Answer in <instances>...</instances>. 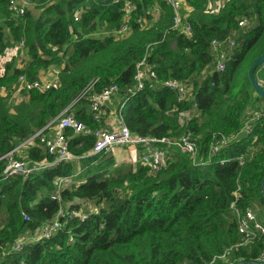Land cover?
I'll use <instances>...</instances> for the list:
<instances>
[{
    "label": "trees",
    "instance_id": "obj_1",
    "mask_svg": "<svg viewBox=\"0 0 264 264\" xmlns=\"http://www.w3.org/2000/svg\"><path fill=\"white\" fill-rule=\"evenodd\" d=\"M9 1L0 0V57L22 42L27 60L22 67L14 60L0 63V89H10L22 74L33 81L46 80L50 67L58 72L46 91L20 90L26 98L12 107L0 94V157L63 112L91 129H107L102 123L111 105L96 121L87 99L72 103L93 81L89 94L118 86L115 113L131 134L169 141L189 134L196 154L160 142L166 165L153 172L140 163L143 149L138 146L132 145L136 149L127 163L111 152L90 155L96 139L84 132L64 131L75 156L71 160H55L42 146L25 145L28 160L55 162L23 178L8 175L0 160V264L256 262L264 254V236L243 244L238 215L249 208L264 221V118L251 122L249 134L241 131L247 116L264 111L247 76L264 50V0H224L216 12L206 8L208 0H181L179 28H173V10L163 0H33L41 8L37 16L26 9L11 15ZM154 6L158 17L145 28L137 20L152 18ZM126 11V37L96 35L100 28H118ZM214 39L235 42L223 48L221 72L214 68ZM253 73L264 88V64ZM168 79L188 85L190 93L178 99L164 86ZM222 138L228 142L211 154ZM59 177L66 178L65 186L59 199H51ZM84 203L95 205L97 212L83 220L66 218ZM59 210L65 216H58ZM55 220L57 230L35 239L42 226ZM20 238L21 250H14Z\"/></svg>",
    "mask_w": 264,
    "mask_h": 264
},
{
    "label": "built area",
    "instance_id": "obj_2",
    "mask_svg": "<svg viewBox=\"0 0 264 264\" xmlns=\"http://www.w3.org/2000/svg\"><path fill=\"white\" fill-rule=\"evenodd\" d=\"M166 4H168L173 10V28L181 27V15L179 10L181 8L180 2L181 0H163ZM25 1L24 0H10L9 1V10L10 14L13 16L22 15L25 9ZM184 5V4H183ZM134 6L130 7L133 9ZM152 18H148L146 21H141V18H138V22L142 24L145 28L153 24L158 17L159 8L154 6L152 9ZM74 20H77V15L74 17ZM245 21H240L239 25H243ZM190 25L186 24L183 26V33L185 36H189L190 34ZM130 32V28L127 22H122L118 28L112 29L106 35H113V37H122L128 35ZM235 42L232 39H225V40H212L211 41V48L212 51L215 53V70L216 71H223L225 69V61L226 56L223 52V48L226 46L233 47ZM18 48H23V43H18ZM143 65V60L137 66V74L135 76V80L137 81V88L142 85V76L143 70L140 66ZM149 76L150 78L154 79L156 77L154 71L149 69ZM50 77V78H49ZM56 83V77L51 73H47L46 80H33L27 81L25 75L22 74L18 77L17 85H19V91L25 90L26 92L35 89L38 91H46L48 90L53 84ZM94 84L90 82L88 85L78 96H76L72 103L78 101L81 98H85L88 101L89 110L92 111V115L94 120L100 121V111L104 106H107L111 103V101L115 98L116 94L118 93V86L116 84H111L108 87L102 89L100 92L88 93L90 87ZM169 90L174 91L178 95V99H182L187 94L190 93V87L185 85L184 83L176 80V79H168L164 83ZM88 93V94H87ZM123 107V105H122ZM60 116V115H59ZM259 118H264V111L260 108L256 111H253L249 116L246 117L242 132L245 134H249L252 131L251 122L257 120ZM117 125L114 126L112 129H104V128H96L91 129L88 126L79 123L73 115L69 113L63 112L60 117L55 120L49 122L43 129H51L50 134H44L42 132L43 129L36 132L34 135L29 137L27 140L22 142L20 145L14 147L13 149L9 150L3 156L0 157V160H5L6 162V169L5 172L8 175H16L21 176L23 178L28 177L33 172L42 170L45 167L52 165L53 162H33L28 160L25 156L24 158H19L16 154V151L25 145H40L45 150L51 154L55 160H71L75 158L74 155L69 151V140L65 136L64 131L69 129L72 131L73 134L78 133H86L92 134L96 141L92 147L90 155L97 154L100 152H109L113 147H123V146H138L143 149V152L140 153L139 161L141 164L146 165L151 171L156 172L160 170L162 167L166 165V153L164 150L157 147V144L160 142L165 143H172L174 144L179 150L194 156L196 154V146L194 142L190 139V135L186 134L180 137L176 141H169V139H161L158 140L153 137L147 136H135L129 132L127 127L124 124L123 117L118 116ZM228 142L227 139H220L214 142L210 149L211 154H215L219 147L223 144ZM240 159V164H241ZM66 178H56L54 184L56 185L54 191L52 192L51 199H59V191L65 186ZM98 210L94 209L90 212L96 213ZM89 212V213H90ZM81 210H71L67 213L66 218L70 217H77L80 220L86 219L88 214L82 213L80 214ZM58 216H65L61 210L58 211ZM60 227V224L57 220H55L51 225H44L42 226L38 233L35 235V239H40L43 237H48L50 234L57 230ZM238 230L242 234L243 244H246L260 236H264V221H259L255 218L251 209H246L243 213L238 215ZM22 245V238L18 239V241L14 242L13 248L14 250H21ZM264 261V254H260L256 260V262H263Z\"/></svg>",
    "mask_w": 264,
    "mask_h": 264
},
{
    "label": "rangeland",
    "instance_id": "obj_3",
    "mask_svg": "<svg viewBox=\"0 0 264 264\" xmlns=\"http://www.w3.org/2000/svg\"><path fill=\"white\" fill-rule=\"evenodd\" d=\"M24 1L26 3L25 9L31 11L34 15L37 16L39 14V12L41 11V8H39L33 0H24ZM223 2H224V0H208L206 8L209 11L216 12L218 10V8L220 6H222ZM180 6L181 7L183 6L182 2H180ZM185 8H186V10H185L186 12L184 13V15L186 16L188 14V11H187L188 9H187V7H185ZM127 11L130 12V9H127ZM127 11H126V15L124 17L125 18L124 22H127V20H128ZM244 24H246V23H244ZM109 31H111V30H107V28H100V31L96 32V35L97 36L98 35L104 36V34L108 33ZM126 36H122V37L124 38ZM17 45L18 44H15L14 47L7 50L6 53L0 57V63L1 64H4L5 62H7L9 60H14L16 66H18V67L24 66V64L26 63V60H27L26 57L24 56L25 50L18 48ZM45 71H47V73H49V74L52 73L55 77H57V72H58L57 67H50L49 69H47ZM53 84H54V82H53ZM0 94L6 98L7 103L11 107L14 106L15 104H17L18 102L25 100V98H26V96L23 93H21V91H19V85H17V84H13L10 87V89H7V90L6 89H0ZM128 106H129V103H126V105L124 106V113H123L124 115L128 111ZM111 108H112V110L116 108V104L113 103V101H112V107ZM116 111L117 110H114V113L110 111L109 114L106 116L105 120L108 118H111L113 120L115 117L118 120L117 113H115ZM189 116H190V114L183 115V120H184V118L187 119ZM102 125H105V124L102 123ZM116 125H117V123H116ZM24 149H25V147L22 146L16 151V154L19 158H24V155H25ZM133 149H136V147H134L132 145L126 146V147H113L109 152L113 153L116 156H122L123 155L124 157L121 159L125 160L127 163L128 160L132 159ZM134 153H135V151H134ZM117 159L120 160V158H117ZM94 209H97V207L95 205L84 203L82 206V210H81L80 214L81 215H82V213L88 214L91 210H94ZM3 217H4V214L3 215L0 214V222L2 219H4Z\"/></svg>",
    "mask_w": 264,
    "mask_h": 264
},
{
    "label": "water",
    "instance_id": "obj_4",
    "mask_svg": "<svg viewBox=\"0 0 264 264\" xmlns=\"http://www.w3.org/2000/svg\"><path fill=\"white\" fill-rule=\"evenodd\" d=\"M264 64V50L261 53L259 57H257L251 64L250 68L247 71V76L249 78V81L251 83L252 88L255 90V92L262 98L264 102V88L262 83L256 78L255 74L253 71L255 70L256 67L261 66ZM261 189H262V195L264 198V177L262 179L261 183ZM238 264H264L263 262H240Z\"/></svg>",
    "mask_w": 264,
    "mask_h": 264
},
{
    "label": "crops",
    "instance_id": "obj_5",
    "mask_svg": "<svg viewBox=\"0 0 264 264\" xmlns=\"http://www.w3.org/2000/svg\"><path fill=\"white\" fill-rule=\"evenodd\" d=\"M45 78V77H44ZM113 101V100H112ZM112 101H111V103L110 104H108V105H111V107H112ZM107 105V106H108ZM114 110L115 109H113L112 110V108H111V112H113L114 113ZM109 111V112H110ZM109 112L106 114V116L109 114ZM112 113V114H113ZM119 116V115H118ZM116 122H117V118L115 117L113 120L111 119V118H108V119H106L105 121H104V124H105V126H106V128L108 129V130H110V129H112L114 126H116ZM136 154H138V152H136ZM79 180H81L80 178H79ZM262 219H264V217L262 218Z\"/></svg>",
    "mask_w": 264,
    "mask_h": 264
}]
</instances>
